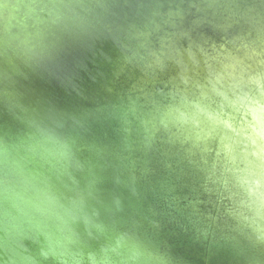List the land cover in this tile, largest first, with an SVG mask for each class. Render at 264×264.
Masks as SVG:
<instances>
[{"label": "clouds", "instance_id": "obj_1", "mask_svg": "<svg viewBox=\"0 0 264 264\" xmlns=\"http://www.w3.org/2000/svg\"><path fill=\"white\" fill-rule=\"evenodd\" d=\"M164 8L142 5L113 27L99 2L0 0V60L13 72L70 81L65 41L103 38L122 54L115 76L129 82L105 109L118 125L114 146L86 141L80 120L29 113L0 91L23 125L0 126V264H40L26 240L51 264H184L159 239L158 217L180 221L209 257L264 264V0ZM203 26L218 39L192 35ZM170 64L177 71L162 80ZM109 170L137 198L132 214L104 188ZM149 198L161 206L145 213Z\"/></svg>", "mask_w": 264, "mask_h": 264}, {"label": "water", "instance_id": "obj_2", "mask_svg": "<svg viewBox=\"0 0 264 264\" xmlns=\"http://www.w3.org/2000/svg\"><path fill=\"white\" fill-rule=\"evenodd\" d=\"M178 1L181 0H88V2H99L110 6V10L114 13V15H112L111 17V23L113 27L124 25L127 22L136 19L133 13L142 5L163 4L165 6L163 10H166L168 4L177 3ZM91 43L93 44L94 49L86 55L83 49L84 43H79L72 40L65 41L62 50H68L69 52H61V56L65 64L72 70L73 75L70 81H62L61 79H58L57 77L49 74H47V76H44L43 72L42 75L38 77V80H34L35 82H33L32 77L34 79V76L40 73L36 72V69L33 68L31 70V73H29V76L21 74L16 75L9 64L6 65L0 63V73H7L10 77V79L8 80H4L2 77H0V91L7 90V92L14 94L19 103L24 102L27 104L28 102L32 101L37 110H40L41 107L43 108V106H45V110L42 109V111L47 112L50 110L53 111L56 108L58 109V106L60 109H62L61 105L65 104L63 103L64 98L66 100H69V102L66 103L67 106H64L69 112H79L82 110L83 103H87L82 102V97H86V99H89V96H91L90 99L95 102L96 105L98 104V102L100 104H102L103 102H106L108 104L110 102H114L116 99V93L121 89L129 86V82L125 79L124 76H120L119 79H117V77L115 76V73L118 70L121 62L122 54L119 48L111 39L101 38L92 41ZM85 56L91 58V62H87V58ZM99 60L100 64H98ZM81 61L83 64L82 67H80L82 68L80 70L77 65H79V62L81 63ZM173 66L176 67L174 64H170L168 70L170 69L171 71ZM7 68H9L10 71H8ZM168 70L161 76L162 80L166 81L167 79H169V77L175 75L176 72L174 73L173 70V74L171 75L170 73L169 76ZM13 73L16 76H13ZM25 76L27 78H25ZM201 76H203L202 70ZM13 77L14 80H11V78ZM46 77L50 78L51 87L53 86V84L54 87H57H55L56 90H51L48 88L45 90L44 88L39 87L38 84L44 83L43 81L46 80ZM73 83L76 84V86L79 85L78 88L83 89L81 90V92H78V94L80 93L79 100L77 99L79 102L76 101L75 96L70 95V93L76 91L72 90L74 85ZM65 85L67 86V88H69V95L68 93H64L63 95L58 88V86L65 87ZM109 88L113 90L112 93H109ZM17 112H19L18 109ZM82 119L86 122H89L88 126L81 120V122L85 125V128H87V130L89 131L88 137L90 139H86L88 142H94L101 146L115 145L114 143L117 142V135L115 130L118 125L115 120L107 117V113H104V115L99 116L98 118L95 117L94 122L85 119V116H82ZM0 126H3L5 130L23 127V125H21L20 122L15 118V116L9 111L8 105L4 102L3 99H0ZM96 132H99V134H96ZM86 135V132H84V136ZM110 140H112V142H110ZM108 172H110V170ZM105 179L106 181L108 180L107 175L105 176ZM113 190L119 192V194L122 196L125 209L126 207L128 209L132 207L134 210H137L138 200L136 197L132 196L131 193H129L125 189L115 188V186H113L112 191ZM149 200L152 199L149 198ZM209 258L210 262L214 261L213 264L217 263L218 258ZM223 262L224 260L221 261V263Z\"/></svg>", "mask_w": 264, "mask_h": 264}, {"label": "rangeland", "instance_id": "obj_3", "mask_svg": "<svg viewBox=\"0 0 264 264\" xmlns=\"http://www.w3.org/2000/svg\"><path fill=\"white\" fill-rule=\"evenodd\" d=\"M179 2H181V1H178L177 3H179ZM193 19H194L193 16H188L186 18V20H185V27H191ZM198 34H202V35H204L206 37H210V38H213V39H218V37H216L215 34L211 31V29H209L207 26H203V27L197 28L192 33V35L194 37H196ZM179 43H180L181 48L187 47V41L186 40H181ZM62 52L67 53L69 51L68 50H62ZM0 63L1 64H6V65L8 64L6 61H3V60H0ZM82 64L83 63L81 61V63L79 62V65H77V67L80 70L82 69V68H80V67H82ZM32 69L33 68L24 67V66L21 65L20 73H16V75L17 74H21V75H26V76L28 75L29 76V73H31ZM7 70L10 71L9 68H7ZM36 70H37L36 72H40V73L36 74V76H34V79L32 77L33 82L37 81L38 77L40 75H42V73L44 72V71H41L40 69H36ZM173 70H174V73H175L176 70H177L176 67L173 66L171 71H170V69L168 70V75L169 76H170V73H171V75L173 74L172 73ZM43 74H44V76H47L48 73L44 72ZM12 75L16 76V75H14V73ZM26 76H25V78H27ZM11 80H14V77L11 78ZM43 82L44 83H40L41 85L38 84V83L37 84L39 85V87L44 88L45 90L47 88L52 90V89H55V87H56V86L54 87V84L51 87L50 78L46 77V80L43 81ZM74 85L75 86H73L72 90H76V91L73 92V93H70V91H68L69 88H67L66 85H65V87H63V86L59 87L58 86V88H59V90L61 91V93L63 95H64V93L65 94L68 93V95L70 93L71 96H76L75 94H78V92H81V90H83V89L78 88L79 85H77V86H76V84H74ZM51 92H53V91H51ZM51 92H49V93H51ZM90 98H91V96H89V99H86V97H83V99H81L82 102H87V103L86 104L83 103V108L79 112L78 111L69 112L64 107V106H67L66 103L69 102V100H66L65 98L63 99V103H65V104L61 105L62 109H60L59 106H58V109L56 108L53 111L58 113V114H60V115H62V116H64V117H66V118L67 117H73V118H75L77 120H80V121L82 120L83 123H86L89 126V122L84 121L82 119V116H85V119L94 122L95 121V117L98 118L99 116H102V115H104V113H106L105 109H106V105H108V103H106V102H103L102 104H100L98 102V104L96 105L95 102H93ZM20 104L23 105L28 110V112L32 113V114L45 115V114H47L49 112V111L48 112L47 111H42V109L45 110V106H43V108L41 107L40 110H37L36 107L33 105L32 101L28 102L27 104L24 103V102L20 103ZM85 132H86L87 135L84 136V138H85V140L86 139L89 140L90 139L88 137V132L89 131L87 130V128H86ZM96 134H99V132H96ZM110 142H112V140H110ZM110 174H111L110 172H105L104 173V176L107 175V179H108L107 181L105 179V183H104V188L107 191H112L113 186H114L112 184L111 180H110ZM143 187H144L143 184H141V190L142 191H143ZM149 205H153V206H156V207H160L161 206V205L157 204V202L154 201V200H148V201H146L143 204V208L141 210L146 213L147 212V208L149 207ZM135 211L136 210H134L132 207H130L129 209L126 207L124 215L127 216L129 214H132ZM158 219H160V222H161V228H160V230L158 232L159 239L161 241H163L165 244H167L171 248V250L173 251V253L175 255L181 257L184 260V264H213L214 263V261L210 262V258L205 253L203 247L194 240V238L192 236V233L190 231H186L181 226V222L180 221L179 222L178 221H169L167 218H159V217H158ZM144 227L148 231L152 230L151 226L147 223V221L144 222ZM24 244L29 250L27 254H31V255L35 256L40 261V264H51V261H44L43 258L39 256V245L38 244H35V243H33L31 241H27V240L24 241ZM214 258H218V260H217L218 264H225L224 262L221 263V261L223 260L222 258H220V257H214ZM6 259H7V257L4 256L2 250H0V261H6Z\"/></svg>", "mask_w": 264, "mask_h": 264}, {"label": "bare ground", "instance_id": "obj_4", "mask_svg": "<svg viewBox=\"0 0 264 264\" xmlns=\"http://www.w3.org/2000/svg\"><path fill=\"white\" fill-rule=\"evenodd\" d=\"M83 49H84V52H85V54L87 55L88 53H90L93 49H94V47H93V44L91 43V42H89V43H84L83 44ZM86 58H87V62H91V58H89L88 56H85ZM98 64H100V60H99V63ZM75 83V82H74ZM76 96V101L77 102H79L78 100H79V95H80V93L79 94H75ZM81 97V96H80ZM83 98V97H82ZM78 99V100H77ZM81 102V101H80ZM179 222V221H178Z\"/></svg>", "mask_w": 264, "mask_h": 264}]
</instances>
